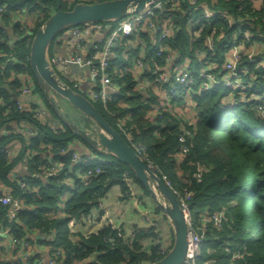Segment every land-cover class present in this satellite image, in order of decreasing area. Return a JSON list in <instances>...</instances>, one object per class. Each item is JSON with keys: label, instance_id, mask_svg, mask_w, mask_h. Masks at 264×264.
Listing matches in <instances>:
<instances>
[{"label": "trees", "instance_id": "obj_1", "mask_svg": "<svg viewBox=\"0 0 264 264\" xmlns=\"http://www.w3.org/2000/svg\"><path fill=\"white\" fill-rule=\"evenodd\" d=\"M101 1L107 0H73L72 4L66 0H0V98L3 97L5 104H15L20 98V78L28 75L56 119L53 123L59 120L30 67L28 59L33 38L57 11L71 10L78 3ZM175 1L165 0L164 10L156 14L163 20L171 15L174 29L164 47L178 55L176 65L185 68L197 80L203 68L217 76L224 75L234 37L242 39L249 33L250 41L242 54L245 56L237 65L247 89L233 90L216 85L212 91L201 94L197 92L199 80L193 87L177 89L175 93L181 97L176 105H183L186 94H190L192 108L196 110L195 121L189 124L191 135H187L183 122L176 118L173 110L165 103L161 105L160 93L169 91L170 86H156L158 75L155 72L158 68L169 69L170 63L158 56L159 47L152 44L151 31L141 25L114 50L110 73L118 91L112 102L107 107L99 102L94 104L131 147H143V158L156 167L163 179L165 176L174 188L192 194L191 212L196 219L208 216L214 221L211 216L225 215L222 229H217L214 222L199 227L200 233L203 230L206 233L200 254L205 262L264 264V118L258 109L259 104L264 103V0H178L172 6ZM205 9L213 16L205 19ZM190 18L195 25L190 23ZM31 19L36 20L35 26L31 25ZM128 42L131 45L128 46ZM252 52L255 56L250 59ZM10 59L18 61L19 65L6 66ZM138 59L145 64L141 81L151 84L145 89H140L135 72ZM170 69L174 76V66ZM5 83L10 85L13 95L3 88ZM252 92L261 97L260 103L251 99ZM243 96L245 100L241 99ZM232 99L236 102L234 106L229 104ZM153 111L159 112L155 118L150 115ZM15 122L30 124L35 134L24 139L13 126ZM90 124L93 125L91 121ZM51 125L16 105L0 108V182L11 190L9 194L23 200L17 220L29 231L53 234L51 243H43L62 249L64 264H142L163 258L161 244L155 245L149 254L137 253L138 245L133 249L111 224L89 237L71 233L70 221L98 208L111 187L119 185L126 193L129 183L133 182L147 195L149 193L133 170L112 155L91 149L92 156L96 154L103 160H93L91 155L83 154L82 162L74 164L75 151L70 147L79 137L62 122L55 124L57 128ZM181 136L187 140L182 142ZM16 140L23 146L11 155L8 149ZM48 151L53 155V162L46 158ZM55 162L64 163L59 177H50L47 181L32 177L43 174ZM20 164L29 169L31 177L11 178ZM97 168L100 173H96ZM89 170H93V175L85 185L81 176ZM180 171L184 172V180L180 178ZM199 171L200 179L196 176ZM24 181L28 186L26 191L20 187V182ZM157 212L163 215L158 208ZM8 227H12L17 240L25 237L24 229L8 220L7 208L0 204V230ZM147 235L141 233L138 238ZM172 244L173 239L167 251Z\"/></svg>", "mask_w": 264, "mask_h": 264}, {"label": "built area", "instance_id": "obj_2", "mask_svg": "<svg viewBox=\"0 0 264 264\" xmlns=\"http://www.w3.org/2000/svg\"><path fill=\"white\" fill-rule=\"evenodd\" d=\"M165 0H159L152 5L148 6L144 11L131 15L123 20L120 21H109V22H92L81 26L70 27L66 31H69L70 35L74 38H77L78 44L83 45L86 40L91 35L99 34L104 37V48L100 51L99 47H95L93 52L87 57L83 55H76V56H60L55 59V62L58 66L62 68H70V67H79V68H87L90 69L91 75L93 77V90L86 92L89 97L93 98L94 102H99L104 104L106 107L109 103L112 102L114 95L117 93V87L115 86L113 79L111 78L110 68H111V59L114 56V50L118 48L119 45L122 44L123 40L129 38L135 28L139 26L148 27L153 35L152 44L158 48V56L165 57L166 60L170 63L172 61H176L178 55L175 56L169 52V50L165 49L164 44L167 39L170 38L174 26L172 24L171 15H169L167 19H159L158 15L156 14L157 11L164 10V2ZM178 1V0H177ZM177 1L172 3V6L177 3ZM68 4H72L73 0H66ZM176 6V5H175ZM2 9H0V14ZM204 18L208 19L213 16V13L209 10L205 9ZM171 19V20H170ZM190 23L195 25L194 20L190 18ZM65 31V32H66ZM250 34L245 33L243 38L240 39L238 36H235L232 43V51L229 56V59L225 63V71L226 74L217 76L216 74L212 73L208 68H203L198 76L199 80V87L198 93H208L212 91V89L218 85L223 87H228L233 90H246L247 87L245 86L244 81L242 80V76L240 75L241 71L237 69V65L241 61L242 55L246 50L244 49L247 43L250 41L249 38ZM80 45V46H81ZM131 45V42H128V46ZM255 56L254 52L249 54V58L253 59ZM29 60V59H28ZM262 64L264 62L262 61ZM19 65V62L15 59H10L6 66L14 67ZM145 67L144 61L138 59L136 61V68L135 71H139ZM180 65L174 67L175 75H172V71L168 69H161L158 68L155 74L158 75V79L156 80V86L160 87L161 85H169L170 90L181 87H193L197 85V78L187 70L181 69ZM168 70V71H167ZM245 72V71H244ZM143 73V72H142ZM139 79V86L140 89H145L149 87L151 84L149 82H143L142 76H138ZM22 88L20 90V97L21 100L17 99L15 104H7L6 107L12 108L13 106H18L20 110H25V106L23 101L25 97H30L32 103L30 104L29 110L32 111L35 117L44 122L48 123L53 128H57L53 123V119L49 109L47 108L43 98L36 90L35 83L31 76L24 75L21 78ZM176 86V87H174ZM155 87V86H154ZM174 91V92H175ZM231 94L230 96H233ZM242 100H245L246 97H241ZM252 100H258V103L261 101V97L256 93H251ZM233 100V99H232ZM235 100L229 103L230 105H235ZM161 105H164L162 103ZM2 108V106H0ZM259 113L261 117L264 118V103H260L258 106ZM180 140H183L181 137ZM71 148V147H70ZM139 155L142 156V148H134ZM72 150V149H71ZM75 151V150H74ZM62 153H66L63 151ZM9 154H11L9 152ZM143 157V156H142ZM81 154L75 151L72 154V162L74 164H78L82 162ZM151 165V164H150ZM64 168V163L56 162L54 168L47 170V174L50 177H58L61 171ZM96 173H100V168H97ZM93 175V170H89L87 173L82 175V183L85 185L89 184L91 181V177ZM84 176V178H83ZM199 179L202 176L201 171H199L196 175ZM165 182L168 186L174 191L177 195L179 200L180 206L182 211L186 217L189 227V234H188V251L186 260L182 264H198V259L204 247L205 241V230L203 232H199L200 225L205 227L206 223L214 222L215 226L218 228L221 227L222 221L225 219V215L215 214L211 216L214 218V221H211L208 216L201 217V219H196L191 212V200L192 194L188 191L181 192L178 189L174 188L173 184L167 180L164 176ZM20 187L23 191L28 189V186L25 182H20ZM23 200L21 197H14L13 195L7 193L0 195V204L7 208V218L10 222H16L20 227H22L25 231V237L22 240H17L13 237V242L16 244V256H17V264H41L40 260H35V256H38L40 253H37L34 249L39 243H43L44 241L52 242L54 239V235H44L39 234L36 237L32 236L29 233V230L25 228V226L19 222L18 216L22 209ZM97 218V215L93 213V210L87 214L83 215L79 220L84 221L88 224H93ZM76 219H72L69 223V228L71 233L75 232L74 226L76 225ZM113 228L118 232V236L123 237V231L119 228ZM6 233H13L12 227H8ZM161 254L165 255L168 251L166 247L161 246L160 248ZM48 264H64V252L60 248H52L51 255L48 258ZM205 264H214V261L207 260Z\"/></svg>", "mask_w": 264, "mask_h": 264}, {"label": "water", "instance_id": "obj_3", "mask_svg": "<svg viewBox=\"0 0 264 264\" xmlns=\"http://www.w3.org/2000/svg\"><path fill=\"white\" fill-rule=\"evenodd\" d=\"M159 0H107L95 3H78L71 10H59L37 30L30 49L29 63L34 78L44 97L58 117L74 136L102 155H112L128 165L148 191L156 207L170 222L174 239L171 249L163 258L142 264H182L188 251L189 227L177 195L165 180L98 111L89 95L71 86L58 74L49 58L53 43L70 27L94 22L120 21L144 11ZM60 100L73 107L93 125L84 129L71 121Z\"/></svg>", "mask_w": 264, "mask_h": 264}, {"label": "crops", "instance_id": "obj_4", "mask_svg": "<svg viewBox=\"0 0 264 264\" xmlns=\"http://www.w3.org/2000/svg\"><path fill=\"white\" fill-rule=\"evenodd\" d=\"M72 38L73 37L70 35V33L65 34L56 43L54 42L55 44L53 43V45L51 46V48L49 50V58H50L51 63L53 64V66L56 69L62 68L61 66H58L56 63H54L55 59H57L58 57H60V56H76V55H83V56L88 57L93 52L95 47H99L100 45H104L103 42L105 40L103 36H101L99 34H95V35L89 36V38L86 40V42L83 45H81V44H78V42H76V44H74V42L72 44H70ZM253 47L256 49L257 45H255ZM169 52H171L175 56V53H173L171 50H169ZM172 66H174V67L178 66V65H176L175 60L170 62V68ZM170 68L169 69L167 68V69L171 71ZM62 69L64 70L66 82H68L69 84L73 83L72 85L76 86L77 88H79V90L84 91V92H89V91L93 90L94 80H93V77L91 75L90 69H87V68L83 69V68H79V67H75V66L70 67V68L68 67L65 69L62 68ZM181 69L186 70L185 68H181ZM21 78H20V80H21ZM3 88L5 90L9 91V93L13 95V90L11 89V87L8 83H5ZM161 93L163 94V92H161ZM189 97L190 98H188L186 103H187V108L189 107L191 109L188 108V109H183V110H184V112H186L187 115H189V114L192 115V120H191V123H192L195 121L196 110L192 108L193 100L191 99L190 94H189ZM2 98L3 97L1 96L0 106H3L2 109L4 110V106H6L7 104H5V102L3 101ZM21 99H22V97L19 98V100H21ZM61 102H63V101H61ZM165 102H167V101H165ZM23 103L25 106V110H29L30 104L32 103L30 97H25V100L23 101ZM173 112L176 114L175 111H173ZM157 113H158V111H153L150 113V115L153 118H155L157 116ZM81 116L82 115H80L79 117H81ZM52 119L54 121L56 120L53 116H52ZM69 119L71 121L75 120V119H71V118H69ZM81 120H84L83 116L81 118H79V120H77V121L79 122ZM187 122L190 123V121H187ZM12 124L17 129V132L21 133L23 135V138L26 140L35 134L34 129H32L30 124H28L26 122H20V123L15 122ZM82 128L88 129L86 124H83ZM81 142L82 141H80L79 139H75L71 144V149L77 151L81 155H83V154L87 155V156L91 155V158H92L93 157L92 154L91 153L88 154V152H90V151H88L86 149V147L83 146L84 144ZM22 146H23L22 143L20 141L16 140L10 145V148L8 149V151L12 155L13 153L19 152L22 149ZM52 156L53 155L50 151H48L46 153V158L49 159V162H53V160L51 159ZM52 168H54V166L53 167L50 166V169H52ZM29 175H30V177L32 175L31 172L29 171V169L24 164H20L16 167L14 172L11 174V178L12 179H18V178L19 179H22V178L26 179V177ZM32 177H38L42 181H47L48 178H50V176L47 174V171H44L43 174H33ZM83 178H84V176H83ZM73 183H74V181H73ZM73 183H71V184H73ZM10 192H11V190L9 188L5 187V185L0 182V195L7 194ZM120 192H121V187L119 185H115V186L111 187L108 190L105 198H103L101 200L100 204L98 205L99 207L93 208V213H95L98 217V218H96L95 222L93 224H88V223H85L84 221L76 219L77 220L76 225L74 226L75 232H73V234H76V236L81 235L84 237H89L93 234H97L101 229H103L104 226L110 225V224L113 225V224H116V222L119 223L117 225H119L120 227H123L122 230L127 231L128 225H125V227L122 226L123 223H126L124 221L123 217H120V215H118L117 213H116L117 215H110V213H111L110 210H112L114 207H117L116 206L117 202H114V201H116L115 197H117ZM115 194H116V196H114ZM61 208H63V205L61 206ZM99 210H100V212H99ZM161 216L164 217L163 215H161ZM164 218H166V217H164ZM167 221H168V219H167ZM168 223L170 225L171 237H170V239H168L164 243V247H167V248L170 247V245L172 243V239H174V232H173L172 226H171L169 221H168ZM5 230H0V264H17L16 244L13 242L14 234L13 233H6ZM126 231H124L125 235L127 233ZM29 233L34 237H36L39 234H44V232L39 231V230H31V231H29ZM44 235H46V234H44ZM50 235L51 234H49V236ZM124 238L127 241V238H129V237L124 236ZM143 242H144L143 240L139 241L140 245L138 247L143 246L144 244H141ZM156 244H157V242H155V245ZM152 248L147 249V251H146L147 254L150 253ZM34 249L37 253H40L38 256L34 257L35 260L39 259L41 264H48V258L51 255V250H52L50 245L41 242L37 246H35ZM137 253H141L139 251V248L137 250ZM23 264H27V263H23Z\"/></svg>", "mask_w": 264, "mask_h": 264}, {"label": "rangeland", "instance_id": "obj_5", "mask_svg": "<svg viewBox=\"0 0 264 264\" xmlns=\"http://www.w3.org/2000/svg\"><path fill=\"white\" fill-rule=\"evenodd\" d=\"M35 21H36L35 19H31V22H30L31 25L35 26V24H36ZM68 33H69V31H66L62 35H60L58 37V39L55 41V43L61 37H63L65 34H68ZM73 42H74V44H76V42H78L77 38L73 37L70 44H72ZM99 48H100V51H102L104 46L100 45ZM57 69H58L57 70L58 74L65 80L66 77L64 74V70L62 68H57ZM135 72L138 74L139 77L142 76V74H143L142 69H139V71L137 70ZM199 73H200V71H199ZM218 75H220V73ZM72 84L70 83L71 86H74ZM174 87H176V86H174ZM175 89L176 88H173L169 91L166 90L163 92V94L161 93L160 95H162L163 103H165V106H169L168 107L169 110L173 109V111L176 112V115H177L176 118L178 120H180L181 122H183V127H182L183 130L186 131L187 135L188 134L191 135V130H190L191 124L190 123L192 120V115H190V114L187 115L186 112H184V110H183V109L189 108V107L187 108L186 101L190 97L188 94H186L187 99L185 100L183 105H176V103H178V100H180L181 96H180V94H176L174 92ZM179 89L180 88H178V90ZM171 94H174V95H171ZM182 97H184V95H182ZM174 99H176V101H174ZM191 99H192V97H191ZM90 100L94 102L92 97L90 98ZM164 101H167V102H164ZM60 102H61V100H60ZM60 104L62 105L63 109L65 110L67 117H69L71 119H75L74 122H77L78 125L83 127V124H86L88 128L92 127V124H90L89 119H87L86 117H84V120H81L79 122L77 121V120H79V118L82 117V116L79 117L81 115L79 111H77L76 109H74L71 106H70L71 107L70 108L67 103L61 102ZM174 107H176V110L174 109ZM189 109H191V108H189ZM159 116H161V114ZM187 121H190V123ZM188 126H189V128H188ZM181 137L183 138V140H181L182 142H185L187 140V138L185 136H181ZM81 143H83V142H81ZM83 146L86 147V149L88 151H90V152H88V154H90L92 151L91 148L86 146L85 144ZM92 159L93 160H99V161L103 160L102 158L98 157L96 154H94ZM97 163H99V162H97ZM151 166H152V168L155 169V171H158L154 165H151ZM179 170H181V169L179 168ZM183 173L184 172L180 171V178L182 180H184V177H182ZM114 196H116V194ZM115 200L116 201H114V202H117L116 203L117 207H114L112 210H110L111 211L110 215H117L118 214V215H120V217H123L124 221L126 223H123L122 226L125 227V225H128L127 231L122 230L123 227H120L119 225H117V224H119L117 222H116V224H113V225L115 228H119V229H121V231H123V238H124V236L129 237V238H127V242H129V245L133 249H137V248H135V245L137 244L139 246L140 245L139 241L143 240L144 242L141 244H144V245L139 247V251L141 253L143 252L146 254L147 249L154 247L155 242H157L156 245L161 244L164 246V243L168 239H170L171 230H170V225H169L167 219L162 217L157 212V207H156L153 199L149 195L146 194V192L144 191V189L141 186H139L133 182L129 183L128 191L126 193H124L122 191V188H121V192L119 193V195L117 197H115ZM100 210H99V212H100ZM222 225L220 228H217V229H222L223 228ZM250 227H251V230L254 229L253 225H251ZM124 231L127 232L126 235H125ZM141 232L148 234V235L144 238H138L139 235H141ZM205 260L206 259H202L200 257L198 259V264H204Z\"/></svg>", "mask_w": 264, "mask_h": 264}, {"label": "flooded vegetation", "instance_id": "obj_6", "mask_svg": "<svg viewBox=\"0 0 264 264\" xmlns=\"http://www.w3.org/2000/svg\"><path fill=\"white\" fill-rule=\"evenodd\" d=\"M73 87H75V86H73Z\"/></svg>", "mask_w": 264, "mask_h": 264}]
</instances>
